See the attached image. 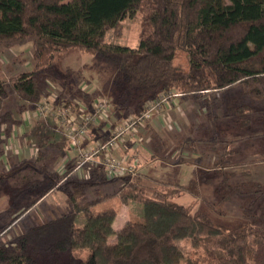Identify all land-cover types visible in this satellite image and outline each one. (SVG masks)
<instances>
[{
	"label": "trees",
	"instance_id": "obj_1",
	"mask_svg": "<svg viewBox=\"0 0 264 264\" xmlns=\"http://www.w3.org/2000/svg\"><path fill=\"white\" fill-rule=\"evenodd\" d=\"M138 11L143 13L138 47L107 46V31L118 32L122 21ZM25 43L31 45L33 63L3 78L0 62V98L12 92L24 103L35 102L51 84L61 55L78 48L115 66L110 92L116 122L141 114L148 101L168 92L202 100L205 117L197 132L201 137L185 143L195 150V141L201 142V150L192 153L196 156L186 158L184 150L169 152L168 143L150 140L151 156L160 152L163 160L175 157L173 167H194L187 184L136 169L109 179L101 166L90 177L72 178L74 166H68L47 177L35 201L50 189L62 190L69 211L15 236L10 244L0 242V264H36L38 250L68 251L67 264H264V184L228 168L225 157L232 141L211 135L210 126L219 116L220 91L237 88L253 102L235 104L240 117L258 112L256 104L264 101V0H0V47ZM179 50L187 55L183 63L175 62ZM77 89L90 109L91 94ZM95 174L114 186L104 197L140 203L142 219L116 229L115 208L94 211L96 200L84 197L85 189L99 182L93 181ZM200 182L213 187L215 199L203 197L210 211L222 213L224 203L237 195L244 220L217 223L209 210L176 201L186 193L199 197ZM80 213L85 221L77 228ZM178 239H189L194 255L185 254Z\"/></svg>",
	"mask_w": 264,
	"mask_h": 264
},
{
	"label": "rangeland",
	"instance_id": "obj_2",
	"mask_svg": "<svg viewBox=\"0 0 264 264\" xmlns=\"http://www.w3.org/2000/svg\"><path fill=\"white\" fill-rule=\"evenodd\" d=\"M142 17L143 13L138 11L133 17L125 18L122 21L118 32L109 29L104 36L105 44L110 47L128 45L137 48ZM186 59V53L179 50L175 56V62L183 63ZM0 62L3 78L27 70L33 63L30 43L0 47ZM114 72L115 66L112 63L104 62L82 49L73 48L61 55L58 70L56 69L55 76H52L51 84L46 86L47 90L45 88L35 102L24 103L12 92H9L6 97L0 98V242L10 244L14 241L15 236L54 219L70 209L66 194L62 190H54V188L50 189L40 200L35 201L46 189L47 177H56L55 172L59 173L74 162V160H69L64 167H61L67 160V156L69 158L74 156L69 149L71 146L68 137L57 131L61 128L64 129L62 127L64 124L60 123L61 120L59 122L56 120V123L50 117L43 118L38 114L35 104L45 102L56 113L62 103L73 102L74 104L75 101L80 100L81 94L77 93V88L80 87H85L89 91L93 101L97 98L106 100L105 112L100 115L98 121L94 122L85 141L84 146L88 148L89 145H94L97 141L104 139L102 137L112 136L114 132L118 131L119 125L125 124L126 120L116 122L113 112L114 101L110 90ZM220 94H223V97L221 96L223 101L217 103L220 105L219 108H215L219 116L210 123L211 135H215L221 140L232 141L228 146L231 154L225 157V162L230 165L228 167L230 170L237 174L244 173L242 178L264 184V111L261 110L264 101L256 104L258 112L242 114L240 117V114H235L237 112L233 108L236 106L235 104H252L253 102L240 94L237 88H231L226 93L220 91ZM71 96L74 98L67 102ZM225 97L227 98L225 99ZM173 98H175L174 101L171 100ZM170 100L169 106L159 108L141 123H136L135 131L126 132L122 142L118 144L120 148L115 153L118 158L126 159V162L136 170L141 169L145 173L163 180H177L182 184H187L193 177L194 167L188 164L173 167L175 157H167L163 160L164 157L161 158L162 153L160 152L151 156L153 153H151V149L154 147L150 140L155 137L168 143L169 152L172 151L170 149L178 147L180 150H184L185 155H183L186 158L195 153L193 151L201 150L199 141H195V150L189 149L188 143L186 145L185 143L191 138L201 137L197 132L201 134L199 124L205 117L204 114H201L202 100H193L182 95L171 97ZM181 100H183L182 109L179 107ZM80 103L84 104L83 100ZM227 106L232 107L229 109ZM173 107H176V110ZM164 108L166 114H162L164 117L161 119V129L149 130L148 122L154 114L161 115L160 110H164ZM146 109L147 103L143 111ZM136 117L129 116L127 119L134 120ZM180 142L181 144H179ZM71 149L78 154L77 150ZM128 150H130L129 157H127ZM98 166L100 165H95V168ZM78 176L86 177L87 175L80 176L75 173L72 178ZM90 176L92 175L89 172L87 177ZM96 180L99 181L96 185L92 187L89 185L85 189L84 198L85 200H96L92 206L94 211L106 207L115 208L117 216L113 221L114 228H120L127 220L142 219L143 208L140 203L122 202L116 196L104 197L114 186L101 183L100 175L96 176L95 174L93 181ZM61 186H64V183ZM199 190L200 196L197 198L186 193L176 201L181 204H190L193 210H209L211 218L217 223L232 225L244 220V214L240 207L241 199L237 195H233L224 203L222 213H215L210 211L203 200V197L210 201L215 199L213 187L200 182ZM32 202L34 203L31 204ZM26 208L28 209L25 211ZM84 221V215L78 214L75 219L76 227H81ZM109 240L113 242L115 237L111 236ZM177 244L185 254L194 255L189 239H178ZM34 253L36 264H67L69 259L68 251L38 250Z\"/></svg>",
	"mask_w": 264,
	"mask_h": 264
},
{
	"label": "built area",
	"instance_id": "obj_3",
	"mask_svg": "<svg viewBox=\"0 0 264 264\" xmlns=\"http://www.w3.org/2000/svg\"><path fill=\"white\" fill-rule=\"evenodd\" d=\"M85 88V87H82ZM181 96V93L170 92L169 94H162L158 98L147 102V109L141 114L137 115L134 120L126 119L125 124L119 125L117 132L112 136L102 137L101 141H97L94 145H89L88 148L84 146L90 134V128L94 122L99 120L101 114L105 112L107 101L103 99H96L92 102V107L88 109L79 101L71 102L70 104L62 103L59 105V110L54 113L49 108V104L41 103L35 104L38 114L43 118L50 117L55 122L56 120L64 125L59 130L63 135L65 134L70 143L71 148L77 150L78 161L73 167L72 171H78L89 164L98 163L102 167V171L109 179L121 177L128 174H133L135 169L126 162L124 158H118L115 151L119 147V143L123 140L126 132L135 131L134 125L141 123L144 119L150 117L152 112L159 108L169 105L171 97ZM57 115L52 117L50 115ZM49 115V116H47ZM57 123V122H56ZM132 130V131H131ZM95 142V141H94ZM134 142V141H132Z\"/></svg>",
	"mask_w": 264,
	"mask_h": 264
},
{
	"label": "crops",
	"instance_id": "obj_4",
	"mask_svg": "<svg viewBox=\"0 0 264 264\" xmlns=\"http://www.w3.org/2000/svg\"><path fill=\"white\" fill-rule=\"evenodd\" d=\"M174 101V100H173ZM182 101L183 100H181V103L179 104V107H180V109H182L183 108V103H182ZM179 102H180V100H179ZM174 104H176V103H174ZM173 104V105H174ZM172 105V106H173ZM169 106V105H168ZM176 106V105H175ZM165 108H169V107H165ZM165 108H164V110H160L162 113H161V115L159 114V116L157 115V114H154L153 115V117H152V119L150 120V122H148V128H149V130L151 129V130H155V131H157V130H159V129H161V124H162V117H164L162 114H166L164 111H165ZM178 108V107H177ZM166 109V110H167ZM173 109L174 110H176V107H173ZM163 120H164V118H163ZM174 124V123H173ZM122 142V141H121ZM131 147V146H130ZM118 148H120V146L118 147ZM126 148H129V147H126ZM70 149V151L74 154V156H70V158H69V156H67V160L66 159H64V160H66V161H64V164L61 166V167H64L65 166V164H67L68 163V161L69 160H74V162L72 163V165L74 166L75 164H76V161H77V159H78V157H77V154L75 153V151L74 150H72L71 148H69ZM120 150V149H119ZM120 151H123V150H120ZM129 151L130 150H128V152H127V157H129ZM65 154H67V153H65ZM133 156H135V155H133ZM67 162V163H66ZM71 165V166H72ZM95 165H98L97 163H92V164H89L87 167H85V168H83V169H81V170H78V171H72V174H75V173H78L80 176L82 175V176H85V175H87L88 176V174H89V172L90 173H92L93 172V170L95 169ZM181 165H178V166H176V167H180ZM141 170V169H140ZM86 176V177H87Z\"/></svg>",
	"mask_w": 264,
	"mask_h": 264
}]
</instances>
